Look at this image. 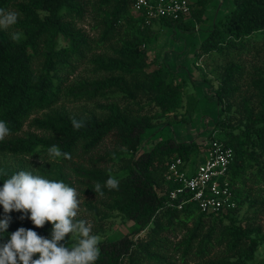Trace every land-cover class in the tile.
<instances>
[{
    "label": "trees",
    "instance_id": "obj_1",
    "mask_svg": "<svg viewBox=\"0 0 264 264\" xmlns=\"http://www.w3.org/2000/svg\"><path fill=\"white\" fill-rule=\"evenodd\" d=\"M212 1L191 0V21L161 18L147 24L144 13L133 11L134 0H0V9L18 14L16 24L0 28V121L11 131L0 141V187L18 171L38 172L74 187L68 168L91 180L89 192L95 193L99 183L103 195L96 194L105 207L101 218L114 214L133 224L129 233L101 240L95 264H179L169 254L170 246L181 252L182 264H264V256H256L264 233L251 215L264 212V56L261 65L248 71L245 90V66L235 61L247 52L264 53V0H231L232 7L218 8L195 52L204 81L201 57L218 53L228 59L218 63L217 90L206 91L207 100L214 98L219 105L214 129L220 132L212 130L203 144L176 136L153 142L148 136L158 126L169 129L188 111L192 121L195 101L187 103L192 96L186 86L197 87L194 76L174 83L167 65L150 67L154 28L193 32ZM89 16L96 21L98 39L81 25ZM14 33L20 34L18 41L12 39ZM103 44H109L108 52L93 51ZM86 62L97 77L70 80ZM98 97L113 99L98 101L102 115H79L57 106ZM73 117L83 120L84 127L74 129ZM27 123L34 130H25ZM108 139L115 142L109 153L121 163L117 170L74 168V158L90 155ZM213 140L234 149L228 181L236 207L204 213L189 202L179 208L170 202V191L180 186L167 178L170 163L181 157L191 164ZM54 145L72 159L49 161ZM9 156L16 161L9 162ZM110 176L119 181L117 189L105 186ZM6 215L11 219L7 232H0V244L21 227L51 238V223L37 228L24 213L6 214L0 206V220ZM171 235L178 239L175 244ZM76 242L69 234L64 243L72 247ZM215 250L219 252L212 255Z\"/></svg>",
    "mask_w": 264,
    "mask_h": 264
},
{
    "label": "rangeland",
    "instance_id": "obj_2",
    "mask_svg": "<svg viewBox=\"0 0 264 264\" xmlns=\"http://www.w3.org/2000/svg\"><path fill=\"white\" fill-rule=\"evenodd\" d=\"M226 5L232 7L231 0H214L210 3L209 9L205 15V20L203 23H198L196 26L197 29L193 32H185L180 29L174 31L171 28L161 29L158 25L155 26L153 41L148 45L150 50L149 61L151 62V68L158 67L160 65H167V68L170 69L169 76L172 78L174 83H178L180 79L186 76H194L196 82L195 91L189 89L186 86V92L192 96L191 99H187L190 103L195 101L193 111L194 116L192 121H188L190 118L189 111L186 113V117L181 116L179 120H176L175 124L168 129L166 126H158L155 129L150 130L152 134L151 140L156 142L160 138L168 136H176L180 140H197L200 144H203L206 138L210 135L212 130L220 132V128L215 127V121L217 119L219 105L216 104V101L207 100L208 89L216 91L220 84V72L217 68L218 63H224L228 59H224L218 53H212L210 55L205 54L204 57H201L199 63L204 65L205 71L207 73V81L203 80L201 75V69L195 64L196 60V50L201 43L202 37L207 31H204L212 24L213 16L218 11L227 10ZM191 21V20H190ZM96 23L95 19L88 17L85 22L81 23L82 27L95 39L99 37V29L94 28L93 25ZM193 23V21H192ZM195 23H193L194 25ZM195 27V26H194ZM94 52L104 53L109 51V44L97 45L93 49ZM264 56L259 55L258 53L247 52L244 56L238 58L236 56L235 61H239L244 64L246 72L241 77V82L244 85V90L246 85L250 81V76L248 71H253L256 65H261L262 61L260 59ZM92 66L91 63L86 62L83 66L73 75L70 80L75 78H95L97 77V72ZM207 91V93H206ZM213 91V92H214ZM190 96V97H191ZM210 96L214 97L212 92ZM197 100V101H196ZM238 100V99H237ZM98 101L100 103H108L113 101L112 98L98 97L93 102L86 101H64L59 103L57 106L65 107L72 113H77L79 115H89L97 114L102 115L105 110L98 106ZM192 111V112H193ZM44 112V111H43ZM43 112L37 113V115H42ZM34 116V115H33ZM192 116V114H191ZM186 119V120H185ZM188 119V120H187ZM184 120V121H183ZM25 130H34L28 126V123L25 125ZM39 132V131H37ZM223 134V133H222ZM147 136V137H148ZM162 136V137H161ZM150 143L147 147H151L154 143ZM115 148V142L111 139H108L95 149L90 155L78 159L74 158V168H83V169H100V168H109L111 170H117L120 167V162H116L112 159V155L109 153ZM107 152V153H106ZM129 155L128 153H126ZM199 156V155H198ZM194 157L192 163L197 159V163L200 161L201 157ZM9 162L16 161L12 156H9ZM191 163V164H192ZM68 171L71 174V178L74 182V188L77 189L79 193V211L77 220H85L92 225V234L99 235L101 240L118 238L119 236L125 235L131 231V226L133 221H127L120 216L111 214L109 217L102 219L101 217L104 214L105 207L103 206L102 197L98 194L89 192V180L88 177L78 174L74 170L68 168ZM42 176L40 173L36 172ZM256 187V186H255ZM245 207L241 213L246 211ZM110 214V213H109ZM251 215L255 217V224L260 225L262 233H264V212L254 213L251 212ZM182 236V234H180ZM72 238L76 241L78 238L72 235ZM173 244L178 240L175 236H170ZM180 238V236H179ZM172 245V244H171ZM219 252V250L213 251L212 255ZM181 252H174L173 246H170L169 254L174 256V259L177 263L182 264L180 254ZM257 257L264 256V243L259 246V249L256 253ZM188 264H193L192 261H189Z\"/></svg>",
    "mask_w": 264,
    "mask_h": 264
},
{
    "label": "clouds",
    "instance_id": "obj_3",
    "mask_svg": "<svg viewBox=\"0 0 264 264\" xmlns=\"http://www.w3.org/2000/svg\"><path fill=\"white\" fill-rule=\"evenodd\" d=\"M17 19L16 12L0 9V28L8 29ZM12 39L18 41L20 34L14 33ZM71 121L76 130L84 127L83 120L73 117ZM10 134L7 123L0 121V141ZM48 155L49 161L61 156L72 159L70 153H62L55 145L48 150ZM105 186L110 190L117 189L119 181L110 176ZM95 193L103 195L99 183L95 185ZM78 197L74 187L34 175L32 171H18L6 179L0 187V206L4 212H22L37 228L51 223L52 229L50 239L32 229L21 227L16 230L6 243L0 244V264H95L100 256L101 237L92 234L90 223L76 219L80 205ZM10 219L6 215L0 220V232H7ZM69 234L78 238L72 247L64 243Z\"/></svg>",
    "mask_w": 264,
    "mask_h": 264
},
{
    "label": "built area",
    "instance_id": "obj_4",
    "mask_svg": "<svg viewBox=\"0 0 264 264\" xmlns=\"http://www.w3.org/2000/svg\"><path fill=\"white\" fill-rule=\"evenodd\" d=\"M133 11L144 13L146 23L154 19L190 20L191 0H134ZM234 149L220 140H213L200 161L192 165L177 157L170 163L168 180L180 182L170 191L172 204L182 208L194 202L204 213L219 212L236 207L228 181V171L234 159Z\"/></svg>",
    "mask_w": 264,
    "mask_h": 264
}]
</instances>
